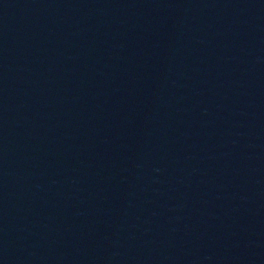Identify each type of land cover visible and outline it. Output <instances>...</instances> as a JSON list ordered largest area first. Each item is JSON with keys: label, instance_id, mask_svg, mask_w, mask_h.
<instances>
[{"label": "water", "instance_id": "95a60500", "mask_svg": "<svg viewBox=\"0 0 264 264\" xmlns=\"http://www.w3.org/2000/svg\"><path fill=\"white\" fill-rule=\"evenodd\" d=\"M0 264H264V0H0Z\"/></svg>", "mask_w": 264, "mask_h": 264}]
</instances>
